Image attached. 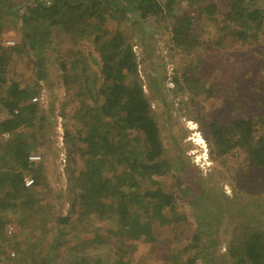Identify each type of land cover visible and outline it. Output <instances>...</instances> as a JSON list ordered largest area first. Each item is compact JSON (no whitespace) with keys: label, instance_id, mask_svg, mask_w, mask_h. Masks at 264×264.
<instances>
[{"label":"trees","instance_id":"obj_1","mask_svg":"<svg viewBox=\"0 0 264 264\" xmlns=\"http://www.w3.org/2000/svg\"><path fill=\"white\" fill-rule=\"evenodd\" d=\"M15 1L28 3H23L25 11L19 17L22 21V43L10 49L0 45V113H7V118L0 121V136L10 135L5 142L0 141V238L7 228L15 225L8 221L9 213L19 214L21 227H39L41 230L53 217L50 210L39 214L41 208L38 209V203L42 197L37 191L41 186L42 166L29 161L32 143L29 142L30 137L27 139L22 132L23 128H30L38 111L31 99L35 89L21 88L16 81L6 78L12 66V56L26 53L27 50L44 52L53 40L54 30L75 43L82 37L88 38L89 42L90 35L93 37L92 51L96 50L97 58L95 60L92 56L91 61L100 68V77L91 78H100L102 87L93 92V89L86 88L89 93H78L79 98L85 96V105L73 106L61 115L67 118L69 125L71 120L75 126L73 130L67 128L65 135L69 144V167L66 170L70 172L68 179L73 196L70 210L65 216H57V242L47 250L45 257L38 258L31 251L29 254L30 249L24 251L19 244L16 250L25 258L30 256L34 264H49L58 260L60 248L64 246L68 252V243L75 238L72 235L71 239L65 240L67 227L73 223L72 215L79 208L81 220L83 217H93V224H96L91 228L82 225L80 231L75 227L72 231L85 236L93 232L94 235L90 239L82 237L77 244L70 246L71 251H78L76 257H63L61 264H127L122 261L124 255L115 263L100 259V253L104 252L101 251L102 246L107 245L112 236L121 239L122 247L126 243L129 245L128 242L150 244L159 241L157 231L176 227L186 219L178 211L181 210L178 203L181 198L156 188L163 177L176 169V165L164 156L160 129L138 77V63L130 37L124 30V24L131 22L125 16L134 10L140 20L165 18L166 14L172 18L173 9L186 2L189 14L183 10L175 16L173 42L188 54L190 52L186 49L192 46L180 47L187 41L198 48L201 46L220 54L222 34L225 38L246 43L248 38H258V33H264V0H53L50 5L43 0ZM10 3L9 0H0V24L4 14L19 16L13 9V3ZM108 17L117 22L113 33L105 28ZM204 18L209 22H219L221 35L216 38L205 35L207 38L203 39L195 24ZM80 58L79 62L87 64L86 59ZM262 65L256 64L254 69H249L250 80L233 73L228 66L223 71L231 82V89L226 93L227 109H219L208 123L202 118L199 121L202 125L205 122L203 133L211 158L224 162L231 152L242 153L246 173L241 177L245 178L241 189L250 188L259 194L264 193V135L259 133L264 129V112L257 111L251 115L252 112L244 110L248 114L238 118L237 115L230 117L233 113L229 112L232 111L231 107L236 108L234 95L240 100V92L247 93L251 84L261 93L258 94L259 99L264 100V80L252 81L256 79V74L259 76L261 68L264 69ZM61 68L66 71V63ZM189 69L185 67L181 74L185 82L197 74ZM257 69L259 72H255ZM83 71L86 72L85 66ZM10 72L13 73V70ZM177 83L180 84V80ZM4 85H8L6 91H2ZM194 85V81L189 84L191 88ZM210 91L206 89V92ZM63 107L66 108V103ZM130 148L136 151L133 157L127 155L126 150ZM27 175L33 180L31 187L25 186ZM206 197L209 202L207 206L211 208L207 212L203 210L205 207H201L206 205ZM221 203L205 189L193 197L191 204L198 209L201 221L191 238V245L181 252L195 249V253L186 260L179 257L183 262L179 264H194L199 258L203 264H214L216 259L210 252L219 238L215 241L207 239L204 230L215 226L211 217L222 221L224 209ZM79 216L76 219L80 220ZM31 221L36 223L28 225ZM112 221L116 229L104 226ZM170 232L173 230L170 229ZM162 243L173 245L168 239ZM49 253L52 255L49 256ZM170 258L176 262L174 257ZM226 258L227 264H264V228L250 224L235 229L226 244Z\"/></svg>","mask_w":264,"mask_h":264},{"label":"rangeland","instance_id":"obj_2","mask_svg":"<svg viewBox=\"0 0 264 264\" xmlns=\"http://www.w3.org/2000/svg\"><path fill=\"white\" fill-rule=\"evenodd\" d=\"M9 1L10 4L13 3V9L19 16L3 15L0 24V45L5 49L17 47L22 43V21L19 17L25 11L23 3H28L27 1ZM181 11L189 14L186 2L173 9L174 17L172 18H170L171 15L166 14L165 18L149 17L140 20L137 18L138 13L131 10L125 16L131 22L124 24V30L130 37L138 63V77L160 129L164 156L176 165V169L163 177L156 188L159 187L181 198L178 200L181 210L178 211L186 220L178 223L176 227L157 231L159 241L150 244L128 242L129 245L126 243L122 247L121 239L118 236H112L108 244L102 246L101 251L104 252L100 253V259L107 263L119 261L122 255H124L122 261L127 264H179L183 263L179 257L183 260L191 258L195 249L186 253H182L181 250L191 245V238L201 221V215L198 209L191 204V200L200 194L202 189L219 199L224 209L221 215L222 221L218 222L213 217L210 218L217 230L215 226H209L204 230V237L207 239L215 241L219 238L216 247L210 252L216 259L214 264L228 263L226 244L235 229L250 224L264 228V193L253 192L250 188L241 189L245 181V178L241 179V177L246 173L243 154L234 151L226 157L224 162H216L210 156L208 141L203 133L205 122L208 123L211 116L219 109H227L225 106L226 93L231 89V82L223 71L229 66L233 73L250 80L249 69H254L256 64L263 63L262 66H264V33H258V38H248L246 43L234 38H225L222 34L220 54L216 51L205 50L201 46L198 48L187 41L180 47L192 46L186 49L190 52L188 54L173 42L176 28L175 16ZM220 25L219 22H209L207 18H204L195 24V28L198 32L201 31L203 39L205 35L216 38L219 34L221 35L218 29ZM116 26L117 22L108 17L105 28L113 33ZM52 37L51 44H48L44 52L26 49V53L13 55L12 66L9 67L13 73L7 71L9 74L6 78L16 81L21 88L28 87L32 91L35 89L31 99L37 105L38 111L30 128L25 127L22 132L27 135V139L30 137L29 142L32 143L30 157H40L39 161L30 159L29 161L38 162L42 166L41 186L37 191L42 197L41 202L38 203V209L41 208L39 214L50 210L53 217H51V222L46 223L45 229L43 228L46 231H44L39 227L35 229H31L30 226L21 227L18 222L19 214L9 213L8 221L15 225L11 227L13 228L12 234L8 233L7 228L3 237L0 238V264H34L30 256L25 258L17 253L18 244L20 249L24 251L30 249L29 254L31 251L39 258L45 257L47 250L57 242L55 240L58 232L55 225L56 218L68 214L73 199L68 179L70 172L66 170L69 167L67 166L69 165V144L65 140V135L67 128L73 130L75 126L71 120L69 125L67 118L61 115L73 106L85 105L87 102L84 101L85 96L79 98L78 93L80 95L89 93L86 88L93 89L92 92L96 91L103 84L100 78H91L100 77V68L91 61L92 56L96 58V50L92 51V36L88 35L89 42L88 38L82 37L78 43H75L66 35L60 34L58 30H54ZM8 43L12 44L8 45ZM80 57L86 59L87 64L79 62ZM38 62L42 64L39 66ZM74 62L78 63L72 66ZM63 63H66V71L61 68ZM83 66L86 67V72L83 71ZM185 67L197 72L188 82H185L181 76ZM259 69L255 72H259ZM262 70L264 69L261 68L259 76L256 74V79L252 81L264 80ZM41 75L44 76L41 77ZM177 80H180V84ZM193 81L195 85L191 88L189 84ZM225 86L230 88L226 89ZM7 87L8 85H4L2 91H6ZM206 89L212 91L209 93ZM258 94H261L258 88L255 89L251 84L247 93L240 92V100L234 95L236 108L231 107L232 111L229 113L233 114L230 117L232 115H237V118L245 117V113L248 114L246 111L252 112L251 115L257 111L264 112V100L259 99ZM65 103L66 108L63 107ZM6 118V111L1 112L0 121ZM201 118L205 120L203 125L199 122ZM259 133L264 135V129ZM9 137L10 135L8 137L2 135L0 141L5 142ZM126 152L130 157L136 154L133 148L127 149ZM139 156H141L140 153ZM173 175L176 177H172ZM177 177L181 179L180 182ZM26 179L31 178L27 175ZM208 204L206 197V205L201 206L205 207L203 209L205 212L211 209L207 206ZM77 209L78 211L72 215L73 223L67 227L65 236V240L71 239L72 235L75 237L71 239V243H68L69 253L62 246L59 250V259L49 264H61L63 257L69 255L76 257L78 251L73 252L69 247L77 244L82 237L90 239L94 235L93 232L92 235L85 236L72 231L75 227H78L77 230L80 231L82 225H88L91 228L96 224L95 222L93 224V217H83L81 220L80 210ZM78 216L80 220L76 219ZM77 220L80 222H76ZM32 223L36 222L31 221L28 225ZM114 224L112 221L104 226L116 229ZM170 229L173 232H170ZM165 239L170 240L173 245L163 244L162 241ZM51 255L52 253H49V256ZM170 257H174L176 262H172ZM203 263V260L199 258L194 264Z\"/></svg>","mask_w":264,"mask_h":264},{"label":"built area","instance_id":"obj_3","mask_svg":"<svg viewBox=\"0 0 264 264\" xmlns=\"http://www.w3.org/2000/svg\"><path fill=\"white\" fill-rule=\"evenodd\" d=\"M29 1H34V0H29ZM44 3H46V5H50L52 3L53 0H43ZM12 43H8V45H11ZM5 136H9L8 134L5 135ZM31 161H39L40 160V157H37V156H31L29 158ZM33 185V180L32 179H25V186L26 187H31ZM13 232V228H9L8 229V233L9 234H12Z\"/></svg>","mask_w":264,"mask_h":264}]
</instances>
